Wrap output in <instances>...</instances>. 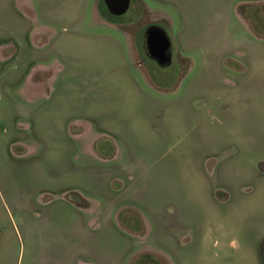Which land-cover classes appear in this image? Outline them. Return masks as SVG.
<instances>
[{"label": "rangeland", "instance_id": "1", "mask_svg": "<svg viewBox=\"0 0 264 264\" xmlns=\"http://www.w3.org/2000/svg\"><path fill=\"white\" fill-rule=\"evenodd\" d=\"M102 2L0 0V264H264V0Z\"/></svg>", "mask_w": 264, "mask_h": 264}, {"label": "water", "instance_id": "2", "mask_svg": "<svg viewBox=\"0 0 264 264\" xmlns=\"http://www.w3.org/2000/svg\"><path fill=\"white\" fill-rule=\"evenodd\" d=\"M107 11L112 15H121L127 11L130 0H103ZM145 49L148 56L159 65L171 62V43L166 31L158 25H149L144 31Z\"/></svg>", "mask_w": 264, "mask_h": 264}, {"label": "crops", "instance_id": "3", "mask_svg": "<svg viewBox=\"0 0 264 264\" xmlns=\"http://www.w3.org/2000/svg\"><path fill=\"white\" fill-rule=\"evenodd\" d=\"M261 38H264V36H262ZM233 70L236 73V76L239 78L242 75H247L246 73L249 72V66L245 62L237 60L234 67H233ZM30 86H33V85H30ZM261 250H262V248H261ZM259 253H261V252H259ZM262 255H263V252H262ZM164 260L166 261V264H170V262L167 260V258H164Z\"/></svg>", "mask_w": 264, "mask_h": 264}, {"label": "trees", "instance_id": "4", "mask_svg": "<svg viewBox=\"0 0 264 264\" xmlns=\"http://www.w3.org/2000/svg\"><path fill=\"white\" fill-rule=\"evenodd\" d=\"M102 8H104L105 12H106L108 15H111V14L107 11V9H106V7H105V5H104L103 2H102V5H101V9H102Z\"/></svg>", "mask_w": 264, "mask_h": 264}, {"label": "flooded vegetation", "instance_id": "5", "mask_svg": "<svg viewBox=\"0 0 264 264\" xmlns=\"http://www.w3.org/2000/svg\"><path fill=\"white\" fill-rule=\"evenodd\" d=\"M146 54H147V52H146ZM148 55V54H147Z\"/></svg>", "mask_w": 264, "mask_h": 264}]
</instances>
